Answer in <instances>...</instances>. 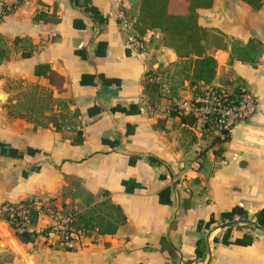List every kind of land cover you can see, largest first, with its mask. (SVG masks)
I'll use <instances>...</instances> for the list:
<instances>
[{
  "label": "crops",
  "instance_id": "crops-1",
  "mask_svg": "<svg viewBox=\"0 0 264 264\" xmlns=\"http://www.w3.org/2000/svg\"><path fill=\"white\" fill-rule=\"evenodd\" d=\"M139 4L19 0L0 22V207L51 200L77 221L109 201L126 218L113 233L88 229L67 251L42 234L20 242L0 217V264H264V230L241 221L264 207V0L197 9L216 60L209 84L247 88L257 100L224 142L168 111L151 76L184 97L196 85L159 29L137 31ZM249 39L261 43L251 63L233 55ZM48 222L39 215L30 230Z\"/></svg>",
  "mask_w": 264,
  "mask_h": 264
},
{
  "label": "built area",
  "instance_id": "built-area-1",
  "mask_svg": "<svg viewBox=\"0 0 264 264\" xmlns=\"http://www.w3.org/2000/svg\"><path fill=\"white\" fill-rule=\"evenodd\" d=\"M19 0H0V22L7 16ZM116 17L119 25L128 30L129 18L122 10ZM127 42L144 52L140 37L130 33ZM159 86L162 97L167 101L168 111L178 117H190L192 129L201 137L212 138L217 142L227 141L233 128L248 121L257 108L255 95L247 88L229 90L222 86L201 84L197 93L184 97L173 92L169 84L159 74L151 76ZM39 215L49 220L43 231L35 233L30 228ZM0 217L9 228L42 234L44 239H54L51 245L67 251L79 249L87 238L89 230L76 222L75 215L51 200H24L16 203L5 202L0 207Z\"/></svg>",
  "mask_w": 264,
  "mask_h": 264
},
{
  "label": "trees",
  "instance_id": "trees-1",
  "mask_svg": "<svg viewBox=\"0 0 264 264\" xmlns=\"http://www.w3.org/2000/svg\"><path fill=\"white\" fill-rule=\"evenodd\" d=\"M241 1L258 8L262 0ZM212 3L213 0H140L138 18L134 24L139 33L151 29L160 30L164 45L173 48L179 58L185 59V70H191L189 78L191 86L196 85L194 93L199 91L201 84H209L215 76L216 60L207 53L209 33L199 25L197 13V9L209 8ZM260 50L261 43L256 39H249L245 45H233V55L250 63L254 62ZM29 55L30 52L22 53L23 57ZM102 207L110 209V212L102 215ZM125 220L119 206L102 201L77 215L76 222L86 229L97 227L99 233H113ZM254 220L264 226V207L254 214ZM10 230L23 243L33 241L35 237L34 233H19L13 228Z\"/></svg>",
  "mask_w": 264,
  "mask_h": 264
},
{
  "label": "water",
  "instance_id": "water-1",
  "mask_svg": "<svg viewBox=\"0 0 264 264\" xmlns=\"http://www.w3.org/2000/svg\"><path fill=\"white\" fill-rule=\"evenodd\" d=\"M244 223H248V224H252L255 228L260 229V230H264V226H261L259 224H257L256 222H254L253 220H249V219H242L241 220ZM232 223L231 222H225L222 223L220 226L224 227V226H230Z\"/></svg>",
  "mask_w": 264,
  "mask_h": 264
},
{
  "label": "rangeland",
  "instance_id": "rangeland-1",
  "mask_svg": "<svg viewBox=\"0 0 264 264\" xmlns=\"http://www.w3.org/2000/svg\"><path fill=\"white\" fill-rule=\"evenodd\" d=\"M215 140V139H214ZM216 141V140H215ZM2 232L0 231V237L3 235V233L1 234Z\"/></svg>",
  "mask_w": 264,
  "mask_h": 264
}]
</instances>
